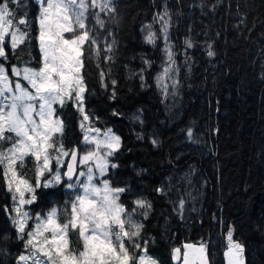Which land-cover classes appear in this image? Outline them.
Listing matches in <instances>:
<instances>
[{"label": "snow or ice", "instance_id": "1", "mask_svg": "<svg viewBox=\"0 0 264 264\" xmlns=\"http://www.w3.org/2000/svg\"><path fill=\"white\" fill-rule=\"evenodd\" d=\"M29 2L36 8L35 14L29 17L26 10L17 16L16 9L27 8ZM118 7V0H0V166L12 201L11 211L4 209L11 231L0 232V264H161L159 257L149 253L150 240L144 234L143 221L154 211L153 200L142 191L136 192L130 180L115 175L121 167L118 154L131 150L124 149L122 137L111 127H98L100 118L87 106L90 90L86 68L93 62L101 68L102 59L107 68L99 73L100 86L109 93L110 100L117 99L113 65L123 55L118 35L122 16ZM192 7L202 12L215 11L217 4L209 8L204 0H194ZM153 8L151 21H142L139 30L143 44L152 49L157 48L158 41L162 42L160 70L150 83L147 74L156 62L143 52L126 58L139 60L138 68L130 62L123 67L127 79L139 81L141 91L155 85L171 122V109L178 107L182 88L193 69L188 50L198 47V41L185 37L183 59L178 62L170 29L174 17L179 18L182 0H176L175 10L167 0ZM240 25L246 26L243 17L238 29ZM33 41L38 49L35 56L31 53ZM214 43L207 39L204 42L210 63L215 62L217 55ZM17 49L26 52L30 59L9 68L10 53L20 59ZM255 63L256 79L264 86V49ZM69 103L82 117L79 144L66 145L63 139L65 123L59 111ZM111 114L129 120L136 140L142 142L147 138L154 148L161 147L158 133L144 131L143 109L138 108L130 116L116 109ZM180 131L184 143L203 155L202 149L207 147L203 137L194 133L191 125ZM257 154L264 163V146ZM179 159L180 153L170 157L168 163L176 168ZM28 166L34 169L32 182L23 171ZM129 168L136 178L147 172L135 162ZM198 171L194 164L187 166L181 176L187 190L175 199L174 175L165 177L152 189L181 220L185 219L186 203L197 202L205 186ZM61 186L68 197L62 207L50 205L46 212L28 207L38 202V189ZM126 193L132 197L131 208L122 200ZM191 210L195 211L194 203ZM164 219L167 223L168 217ZM12 243L18 244L19 249L13 250L9 246ZM182 249H170L174 264H214L215 249L210 239L185 242ZM222 259L223 264H249L246 247L234 239L231 226L226 232Z\"/></svg>", "mask_w": 264, "mask_h": 264}, {"label": "trees", "instance_id": "2", "mask_svg": "<svg viewBox=\"0 0 264 264\" xmlns=\"http://www.w3.org/2000/svg\"><path fill=\"white\" fill-rule=\"evenodd\" d=\"M160 2L118 0L117 11L122 16L118 35L123 55L113 65V76L118 82L117 99L110 100L109 93L100 86L99 73L107 68L103 59L99 69L93 62L86 68L90 90L88 110L100 118L98 127H111L122 137L124 149L131 150H122V154H118L121 167L115 170V175L130 180L136 192L142 191L153 200L154 211L148 220L143 221L144 234L150 240L149 253L159 257L161 264H174L170 259L171 248L182 249L185 242L196 243L201 239L211 240L215 249L214 264H223L222 252L230 226L234 229V239L245 245L249 264H264V163L257 154L258 149L264 146V86L256 79L258 65L255 63L264 49V0H204L209 8L213 3L217 4V8L215 11L203 12L198 7H192L194 0H182L179 18L174 17V26L170 29L174 50L178 53L177 61L183 59V41L186 36L198 41V47L188 50L192 55L193 69L190 79L185 81L182 88L178 107L171 109L174 114L171 122L165 114V106L160 102L155 85L141 91L139 81L127 79L123 67L124 63L130 62L138 68L139 60L129 61L126 58L143 52L150 54L156 62L147 74L150 83L160 70L162 42L158 41L157 48L152 49L143 44L139 30L142 21H151L155 10L153 5H159ZM167 3L175 10L176 0H167ZM26 10L29 17L36 12L29 2L27 8L16 9L17 16ZM101 16L104 18L103 13ZM241 17L246 26L240 25L238 29ZM206 39L215 41L213 47L217 55L214 63H210L206 56ZM35 43L33 41L32 56L38 51ZM17 52L20 53V49ZM28 59L30 57L26 52L20 53L19 60L10 53L8 66L10 68L11 64ZM180 75L183 79V69ZM138 108L144 110V131L158 133L161 147L154 148L147 138L142 142L136 140L129 120L111 114L116 109L130 116ZM59 114L65 123V144H79L82 138L80 113L69 103L60 109ZM189 125L194 133L207 142V147L202 149L203 155L184 143V134L180 130ZM184 149L188 151L184 153ZM178 153L181 159L176 162L178 166L173 168L168 159ZM131 162L147 169V172L136 178L129 168ZM189 164L199 169L197 176L205 186L197 202L186 203L185 219L181 220L173 213L172 206L152 189L165 177L174 175L177 187L173 198L184 195L187 185L181 176ZM28 167L23 171L25 178L32 182L34 172L32 175L25 172ZM37 191L38 202L28 206L35 212H46L50 205L62 207L64 200L68 199L65 195L67 190L62 186ZM10 197L0 166V232L11 231L4 211L5 207L11 211ZM122 200L129 208L133 206L129 194L126 193ZM193 203L195 211L191 210ZM165 216L168 217L167 223ZM9 246L13 250L20 247L15 243Z\"/></svg>", "mask_w": 264, "mask_h": 264}, {"label": "rangeland", "instance_id": "3", "mask_svg": "<svg viewBox=\"0 0 264 264\" xmlns=\"http://www.w3.org/2000/svg\"><path fill=\"white\" fill-rule=\"evenodd\" d=\"M9 75H11V74H9ZM13 79H15V78H13ZM101 129H102V128H101ZM102 130H103V129H102ZM25 172H28V174L30 173V175H32V173L34 172V169L31 168V166H29L28 169H27Z\"/></svg>", "mask_w": 264, "mask_h": 264}, {"label": "flooded vegetation", "instance_id": "4", "mask_svg": "<svg viewBox=\"0 0 264 264\" xmlns=\"http://www.w3.org/2000/svg\"><path fill=\"white\" fill-rule=\"evenodd\" d=\"M33 34H35V31H33Z\"/></svg>", "mask_w": 264, "mask_h": 264}]
</instances>
